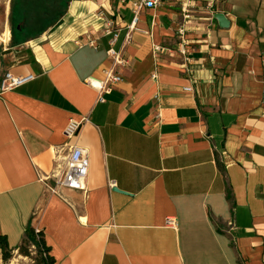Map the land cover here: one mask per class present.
Wrapping results in <instances>:
<instances>
[{
    "label": "crops",
    "instance_id": "obj_1",
    "mask_svg": "<svg viewBox=\"0 0 264 264\" xmlns=\"http://www.w3.org/2000/svg\"><path fill=\"white\" fill-rule=\"evenodd\" d=\"M33 1H8L0 40V81L34 76L0 91L12 259L32 227L53 264H264V0H163L133 25L122 0ZM113 34L128 64L98 101L87 79L111 66ZM72 144L87 151L86 189L54 193L44 177Z\"/></svg>",
    "mask_w": 264,
    "mask_h": 264
},
{
    "label": "built area",
    "instance_id": "obj_2",
    "mask_svg": "<svg viewBox=\"0 0 264 264\" xmlns=\"http://www.w3.org/2000/svg\"><path fill=\"white\" fill-rule=\"evenodd\" d=\"M124 1L130 8L132 12V25L137 21L139 14L146 10L147 8H156L161 4L163 0H122ZM184 19H189V15L185 13L183 15ZM184 24L178 28V51L181 55L187 53V38ZM111 24L107 23L106 31L110 32ZM114 38L110 42V46L106 49L107 55L111 61V66L103 68L101 71V77H89L87 79V84L90 87L96 89L98 93L97 100L104 101V95L111 92L113 88L121 82V74L119 69L128 64V58L124 57L121 52L115 50L112 45L115 41L117 35L113 34ZM155 54L163 51V47L159 45L152 46ZM34 78L33 75H20L15 76L11 72L6 71L1 79L0 91H6L9 89H13L19 87L21 84L32 80ZM159 114H157V117ZM87 119L81 118L79 121L69 118L67 120V124L65 125L63 134L64 137L68 139H72L73 136L77 133L81 125ZM66 155L60 162L56 159L57 170L52 171V173L47 174L44 179H52L54 181V185L51 187V191L57 193L59 189H71V190H85L86 189V177L88 174V156L87 151L83 147H79L77 145H69L66 150ZM174 224L175 220L168 218L167 224ZM229 225H232L229 222Z\"/></svg>",
    "mask_w": 264,
    "mask_h": 264
},
{
    "label": "rangeland",
    "instance_id": "obj_3",
    "mask_svg": "<svg viewBox=\"0 0 264 264\" xmlns=\"http://www.w3.org/2000/svg\"><path fill=\"white\" fill-rule=\"evenodd\" d=\"M8 1L9 0H0V40H2L4 42L8 40V39H6V36H7L6 33L8 32V34H9V29H8L7 22H6L7 21V17H8V10H7ZM39 1H41V0H39ZM39 1H37V0L33 1L35 3V6H32V8L34 10L36 9L37 3H39ZM29 5H30V2H27V1L23 2V6L26 9H28V11H31V9H29ZM30 24H31L30 28H32V30H33V28H35L36 25H38L37 28L40 26V24L37 22V20L31 21ZM14 34H15L14 37L16 38V40L19 41V39H21V38H20L19 33L16 31V26H15V29H14ZM24 235H27V231H25ZM24 248H25L26 253H27L26 255L21 254L24 258L22 256L20 257L19 256L20 253L17 252L18 256H16L13 259H12V257L14 255H12L11 264H37L38 263V261H39V253H38V250H37L36 246L33 244V242L27 239L25 241Z\"/></svg>",
    "mask_w": 264,
    "mask_h": 264
},
{
    "label": "trees",
    "instance_id": "obj_4",
    "mask_svg": "<svg viewBox=\"0 0 264 264\" xmlns=\"http://www.w3.org/2000/svg\"><path fill=\"white\" fill-rule=\"evenodd\" d=\"M264 100V95H263ZM36 235V237H35ZM30 240L33 242V244L36 246L38 253H39V261L37 264H53L54 260L53 257L49 254V248L45 244V239L42 237V231H34L32 227L27 229V235L25 238L26 240ZM25 244L20 246L18 249V253L26 255V250L24 248ZM0 248L3 254V260H7L12 257L11 250L8 247V241L6 239L5 234L0 233Z\"/></svg>",
    "mask_w": 264,
    "mask_h": 264
},
{
    "label": "water",
    "instance_id": "obj_5",
    "mask_svg": "<svg viewBox=\"0 0 264 264\" xmlns=\"http://www.w3.org/2000/svg\"><path fill=\"white\" fill-rule=\"evenodd\" d=\"M213 18H215L218 22V25L221 27H227L229 25V21L227 20L226 17H224V14L219 12V13H214ZM114 190H117V188H114Z\"/></svg>",
    "mask_w": 264,
    "mask_h": 264
}]
</instances>
